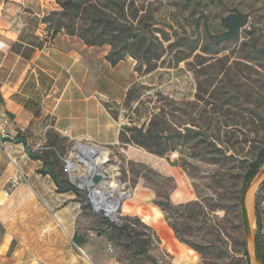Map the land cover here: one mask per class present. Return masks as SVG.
I'll return each mask as SVG.
<instances>
[{
  "label": "rangeland",
  "instance_id": "374dc122",
  "mask_svg": "<svg viewBox=\"0 0 264 264\" xmlns=\"http://www.w3.org/2000/svg\"><path fill=\"white\" fill-rule=\"evenodd\" d=\"M125 7L139 33L128 38L126 57L137 60L141 73L156 70L161 82L168 78L165 73H171L178 81L170 90L173 95L165 88L155 91L156 114L150 127L163 136L147 143L168 149L162 163L153 166L115 160L113 153L102 163L96 154L113 183L133 193L125 201L129 211L120 209L118 223H129L138 240L147 239L143 233L150 234L147 250L159 264H253V247L246 240L242 219V197L249 182V162L264 146V52L258 51L264 49V0H125ZM235 8L250 13V19L234 38L212 44L203 18L196 27L197 18L205 13L211 30L222 32L226 29L224 17ZM59 19L69 18L60 15ZM75 21L83 25L82 20ZM135 134L125 132L124 140ZM56 146L60 156L55 169L72 181L71 172L65 171V159L77 162L76 147L67 157ZM173 152H178L177 159H170ZM116 155L120 157L118 152ZM77 164L81 173L87 172L83 162ZM74 184L86 195L81 220L92 229L91 248L97 262L106 264L115 257L120 264H153L144 259L143 252H136L129 237L105 226V214L93 209L89 190L77 181ZM155 208H164L165 220L181 242L177 253L168 250L157 229L142 219L154 215ZM252 213L253 231L264 251V178L255 190ZM136 217L152 227L161 242ZM141 241L136 247L145 246Z\"/></svg>",
  "mask_w": 264,
  "mask_h": 264
},
{
  "label": "crops",
  "instance_id": "0c3cea01",
  "mask_svg": "<svg viewBox=\"0 0 264 264\" xmlns=\"http://www.w3.org/2000/svg\"><path fill=\"white\" fill-rule=\"evenodd\" d=\"M58 10L57 0H0V264H99L92 229L81 220L82 190L59 191L41 172L54 169L56 145L68 157L86 143L102 163L109 153L153 166L163 160L121 134L126 126L146 131L156 114L155 91L173 95L178 78L165 73L161 82L156 70L141 73L132 56L112 64L111 47L55 32L48 17ZM129 207L124 202L122 211ZM142 219L177 253L181 242L161 209ZM106 264L120 263L112 257Z\"/></svg>",
  "mask_w": 264,
  "mask_h": 264
},
{
  "label": "trees",
  "instance_id": "16d2710c",
  "mask_svg": "<svg viewBox=\"0 0 264 264\" xmlns=\"http://www.w3.org/2000/svg\"><path fill=\"white\" fill-rule=\"evenodd\" d=\"M188 1L189 0H187V2ZM57 2L60 6V10L53 12L48 17V19L54 26V31L58 32L63 29L70 35L79 36L88 45L105 46L106 44H110L112 47L118 45L119 47L116 49L111 48L110 52L107 55L108 60L112 64H116L126 57L125 50L128 38H136L139 35L138 31L135 30L134 24L130 22L129 15L125 7V0H57ZM60 15L67 16L69 19L67 21H62L61 19H59ZM76 19L82 20L83 25L78 26L75 21ZM258 51L264 52V49H258ZM183 59L184 58H180L179 61ZM137 69L139 70L138 67ZM127 131H135L136 134L124 140V134ZM162 136L163 135L160 133V131H153L151 127L144 131L143 128H131L126 126L121 134V138L123 141L134 142L135 144L147 148V150L153 153L164 156L168 152L167 148H152L150 144L147 143V140L157 141ZM16 139L19 142H24L26 144V140L21 136H18ZM33 156L37 157L36 155ZM58 158L59 157H56V161L58 160ZM263 165L264 146L259 151L257 157L253 161L249 162L246 180L250 181L259 172ZM53 168L54 169L50 168L48 171L45 169L41 172H48L52 175L59 191H74L77 193L80 191L75 184H73L66 176L63 175L62 171H56L55 165ZM82 199L83 201L84 199H86V195L83 193ZM86 207H88L91 212L95 214V212L91 209L90 204H87ZM162 211H164V208H162ZM256 212L257 222L259 226H261V216L258 212V203L256 204ZM102 216L104 218L105 226L109 227L116 234H125L127 237H129V239L131 240V245L136 250V252H143L145 254L144 259L150 261L153 264H159L157 258L150 255L147 250L148 246L151 245L150 234L143 233L147 236V239H143L142 241L138 240L137 237L132 235L131 225L129 223L125 222L123 224H119L111 221L104 215ZM136 220L139 221L142 226L153 230L152 227L141 221L139 217H136ZM154 236L155 238H157L158 242H161L155 231ZM74 239L77 243H81L84 240L83 238H76V236L74 237ZM257 240L264 260L262 241L259 237L257 238ZM140 241L145 244L144 247H136L138 246V243ZM181 241L185 242L186 244H190L188 241H185L183 239H181ZM246 255L248 256V253H246ZM132 260L136 261L137 258L135 257Z\"/></svg>",
  "mask_w": 264,
  "mask_h": 264
},
{
  "label": "water",
  "instance_id": "95a60500",
  "mask_svg": "<svg viewBox=\"0 0 264 264\" xmlns=\"http://www.w3.org/2000/svg\"><path fill=\"white\" fill-rule=\"evenodd\" d=\"M202 18H203L204 30L208 36L209 41L212 44H216L218 42L229 40L231 38L238 36L240 34L241 30L245 26L248 25L249 19H250V13L243 12V11L235 8L233 12H230L229 14H227L224 17V23H225L226 29L222 32H219V33H214L211 30V27L208 23L207 15L205 13H203L202 15H200L197 18V21H196V27L197 28L199 27V23H200ZM80 145H88V144L80 142L77 145V148ZM88 177L91 181L90 185L79 184V186L80 187H86L88 190H91V187L93 185H98L99 182L105 178V175L100 171H93V172L89 173ZM258 177H260L261 181L264 178V165L259 170V172L247 183V185L245 187L244 194L242 197V219H243V224H244V231H245L246 240L249 241V239H251V238L253 240L255 259L260 264H264V260H263V257H262L261 251H260L257 236L255 235L253 229L251 228V224L249 221V214H248V210H247V206H246V202H245L247 191L249 190L251 185L254 184L255 180Z\"/></svg>",
  "mask_w": 264,
  "mask_h": 264
},
{
  "label": "bare ground",
  "instance_id": "6f19581e",
  "mask_svg": "<svg viewBox=\"0 0 264 264\" xmlns=\"http://www.w3.org/2000/svg\"><path fill=\"white\" fill-rule=\"evenodd\" d=\"M90 148H92L90 145H80L76 151H75V158L77 160V162H75L74 160H70V165H71V169H72V173L71 176L74 178L75 181H77L79 184L81 185H90V179L88 177L90 172L93 171H100L105 175V178L102 181V185L101 188L97 191L95 190L94 193L97 195L98 199H100L101 201H105L106 199H109L113 202L116 201V198L114 195H112L113 192L117 191L122 193V191L119 189V186L114 184L113 181L111 180L112 175L105 170L103 164L101 163H97L95 161V159L93 158ZM78 162H83L86 166V171H88V174H85L84 172H80L79 170V165L77 164ZM260 177H258L254 184L251 185V187L249 188V190L246 193V198H245V202H246V206H247V210H248V214H249V221L251 224V228L253 229L252 225L254 222L253 219V213H252V207H253V200H254V194H255V190L258 186V184H260ZM111 203V202H110ZM252 247H253V240L252 238L249 239L248 241ZM253 252H254V247H253ZM254 256V261L253 264H260L259 262L256 261L255 259V255Z\"/></svg>",
  "mask_w": 264,
  "mask_h": 264
},
{
  "label": "built area",
  "instance_id": "2783aa9c",
  "mask_svg": "<svg viewBox=\"0 0 264 264\" xmlns=\"http://www.w3.org/2000/svg\"><path fill=\"white\" fill-rule=\"evenodd\" d=\"M66 134L69 135V133H66ZM178 157H179L178 152H173L170 155V159H172V160L177 159ZM70 160L71 159H65V171L72 173ZM71 180L73 182H76L72 176H71ZM102 181L103 180H101L98 185H93L91 187V190H89V197L91 199L93 209L97 212L104 213L105 216L108 217L111 221L118 223V222H120L119 215H120V209L122 208L123 202L132 198L133 193L131 192V190L129 188H124L123 190H121L122 193L118 192V195H116L115 192H113V195L116 198L115 202H113L109 199H106L105 201H101L100 199H98V197L94 193V191L95 190L98 191L101 188ZM16 183H17V179L14 178L13 179V186H15Z\"/></svg>",
  "mask_w": 264,
  "mask_h": 264
}]
</instances>
